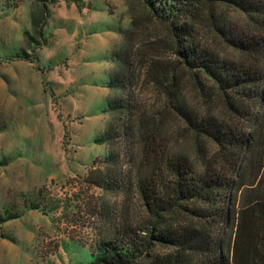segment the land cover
<instances>
[{"label": "rangeland", "instance_id": "1", "mask_svg": "<svg viewBox=\"0 0 264 264\" xmlns=\"http://www.w3.org/2000/svg\"><path fill=\"white\" fill-rule=\"evenodd\" d=\"M229 6L228 17L237 19ZM200 17L202 42L235 56L208 15ZM135 44L162 65L175 63L169 26L142 0H0V264H104L95 248L109 227L86 212L91 195L93 206L117 216L120 206L131 222L147 217L141 200L83 185L108 155L105 133L118 96L110 77ZM180 77L193 107L223 111L208 79L183 70ZM164 84L150 71L141 79V108L164 120L173 149L196 163L195 134L169 116Z\"/></svg>", "mask_w": 264, "mask_h": 264}, {"label": "trees", "instance_id": "2", "mask_svg": "<svg viewBox=\"0 0 264 264\" xmlns=\"http://www.w3.org/2000/svg\"><path fill=\"white\" fill-rule=\"evenodd\" d=\"M142 1L169 26L175 63L162 65L161 57L135 44L110 77L118 96L105 133L108 155L83 185L139 199L147 217L131 222L120 206L117 216L88 196V215L109 227L96 244L99 261L264 264V0ZM227 3L237 19L228 17ZM203 13L235 56H221L202 42L195 25ZM181 70L208 79L222 96L223 111L193 107L182 91ZM149 71L156 82L165 81L169 116L195 134L198 162L173 149L164 120L142 110L138 88Z\"/></svg>", "mask_w": 264, "mask_h": 264}, {"label": "crops", "instance_id": "3", "mask_svg": "<svg viewBox=\"0 0 264 264\" xmlns=\"http://www.w3.org/2000/svg\"><path fill=\"white\" fill-rule=\"evenodd\" d=\"M91 24H93V25H94V24H98V21L95 20V23H90L89 26H90ZM96 37H97V36H96Z\"/></svg>", "mask_w": 264, "mask_h": 264}]
</instances>
